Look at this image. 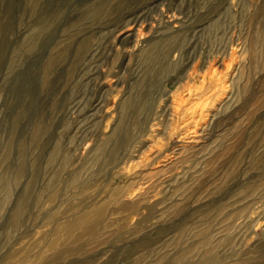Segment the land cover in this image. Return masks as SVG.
<instances>
[{
	"label": "rangeland",
	"instance_id": "obj_1",
	"mask_svg": "<svg viewBox=\"0 0 264 264\" xmlns=\"http://www.w3.org/2000/svg\"><path fill=\"white\" fill-rule=\"evenodd\" d=\"M0 264H264V0H0Z\"/></svg>",
	"mask_w": 264,
	"mask_h": 264
}]
</instances>
